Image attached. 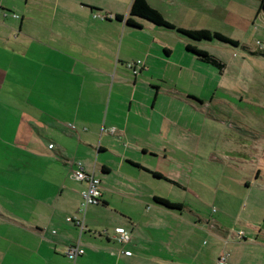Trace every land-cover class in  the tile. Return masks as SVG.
<instances>
[{
    "label": "crops",
    "instance_id": "obj_1",
    "mask_svg": "<svg viewBox=\"0 0 264 264\" xmlns=\"http://www.w3.org/2000/svg\"><path fill=\"white\" fill-rule=\"evenodd\" d=\"M98 1L53 0L50 9L54 12L52 27L43 32L40 23H35L39 20L37 12L40 10H30L27 3H20V0H0V144L12 137L21 151L18 155L32 159L26 165L25 158H20L21 167L0 168V264H184L167 258L168 250L179 249L172 242L183 240V233H174V230L185 221L175 215L181 214L184 204L174 202L181 204V208H168L155 202L157 205L150 212L140 209L137 217L134 209L138 198L115 193L118 187L132 183L130 181L141 184L139 179L123 171V161L128 166L147 169L134 152L140 148L141 152L151 156L161 153L159 149L155 151L153 147L141 145V126L136 121H129L131 111H139L140 101L136 99L138 82L130 81L127 63L136 61L137 55L142 57L145 66L139 74H133L137 78L142 71H152L155 58L161 61L162 68H169V62L153 53L158 54L159 48L163 47L167 57L171 50L165 45L156 48L154 40L138 53L130 54L128 49L132 48L135 38L133 30L144 25L133 17L140 25L133 27L115 16L121 15L125 19L131 0ZM4 9H17L20 17H2ZM156 9L165 18L163 11ZM26 11L27 14H23ZM58 15L59 21L56 20ZM123 39L127 44L121 54ZM186 61L192 69L199 68L194 60ZM180 69L185 70V67L180 66L177 73L174 67V74L182 76ZM160 75L163 78H156L158 82L153 84L154 100L161 92L175 95L162 87L165 76L163 72ZM120 91L126 92L125 98L129 96L130 101H135L133 105L128 102L127 109L114 105L110 111L113 93L117 101ZM142 107L146 105L142 103ZM113 126L114 131L110 132ZM113 143L119 145V151L113 149ZM129 145L135 149H129ZM109 151H117L116 160L112 161L107 155L100 156ZM72 157L81 162L85 171L93 172L99 178L98 172L103 177L102 180L99 178L100 202L88 205L83 215L81 191L85 183L70 176L74 166L70 167L66 161ZM42 159L61 163L60 171L41 168L39 161ZM150 171L168 177L157 169L150 168ZM115 172L119 176L118 185L111 182ZM130 185L128 191L135 194L138 186ZM115 196L128 198V208L115 206L112 202ZM167 212L173 218L172 225L167 221L160 236H149L146 230L157 227ZM75 219L82 220L81 232ZM212 224L220 229V236L229 237L230 232L222 228V224L216 220ZM110 226L112 229H108ZM116 229L125 230L130 241L121 246L115 239ZM257 231L264 234L261 227ZM245 236L243 233L242 240H246ZM153 239L161 245L156 254H151L146 246L152 244ZM238 240L235 235L231 242ZM75 243L84 252L73 260L64 254V249ZM233 246L226 253L229 264H253L259 260L264 264V255L258 259L253 257L260 250L252 249V255L247 258L243 251L246 245ZM239 247H242V254L237 256ZM221 253H215V260ZM147 255L151 258L144 257Z\"/></svg>",
    "mask_w": 264,
    "mask_h": 264
},
{
    "label": "rangeland",
    "instance_id": "obj_2",
    "mask_svg": "<svg viewBox=\"0 0 264 264\" xmlns=\"http://www.w3.org/2000/svg\"><path fill=\"white\" fill-rule=\"evenodd\" d=\"M24 2L30 10H40L37 12L39 20H35V23H40L41 31H50L49 27H52L53 23L51 19L54 18V12L50 11L53 8V0H20V3ZM147 2L155 8H160L165 18L176 27L207 28L221 33L234 42L217 39L193 40L174 29L164 27L157 29L144 19L135 17V20L141 22L144 27L133 30L135 38L131 43L132 48L128 49L130 54H133V51L138 53L145 44L151 45L154 40L153 45L156 48L165 45L171 52L166 57L161 47L158 54L153 53L162 61L169 62L167 69L162 68L161 61L155 58L152 71H142L141 76L137 78L130 69L128 70L130 81L138 82L136 99L140 101L137 106L139 111H131L129 121H136L141 126L139 140L142 141L141 145L153 147L155 151L159 149V152L167 156L161 153L159 156H151L150 153L141 152L139 148L134 154L140 164L149 169L131 167L123 161V171L139 179L141 184L137 185L135 181H130L132 183L128 182L118 187L120 191L117 189L111 191L115 190V193L124 197L138 198L137 208L134 209V215L137 217L140 216V209L150 212L157 205L153 196L184 204L181 214L178 215L177 212L175 215L185 221L178 230H174V233H183V240L172 242V245L179 249L168 250L169 260L174 258L184 264H214L217 262L216 252L228 253L231 246L239 243L241 246L246 245L243 251L246 252V256L248 255L247 258L252 255V249L260 250L258 254L253 255L258 259L264 255V234L257 231L259 227L264 229V11L260 7L261 2L260 0H147ZM4 12L5 16H11L13 13L20 17L17 9L13 11L4 9L2 17ZM23 14H27V11ZM56 20L59 21V15ZM125 44L127 40L123 39L121 54L124 52ZM187 44L207 50L220 59L224 67L221 69L217 65L197 60L194 58L195 55L186 51ZM156 48L153 50L157 51ZM118 49L119 46L115 55ZM136 57L144 62L140 55ZM187 59L194 60L199 68L192 69L188 66ZM180 66L185 67V70H179L182 76L176 75ZM161 72L165 76L162 87L175 92V95L161 92L154 100L153 84L158 82L156 78H163L160 77ZM125 97L126 92L120 91L116 101L113 93L109 110L112 111L114 105L122 110L127 109L128 102L133 105L135 100L130 101L129 96ZM142 103L146 107H142ZM107 104L108 97L106 106ZM114 128L111 127L109 131L111 129L114 131ZM12 140L14 139L10 137L5 144H0V157L3 158L0 160V168L21 167L19 159L22 157L25 158L26 165L32 162L27 156L18 155L21 151L18 144ZM112 146L113 149L119 147L115 143ZM128 147L131 150L135 149L132 145ZM116 154L117 151L115 153L109 151L100 156L107 155L113 161L116 160ZM39 162L40 167H46L47 170L60 171L62 167L61 163L52 162L50 159H42ZM150 168L157 169L168 177H155ZM97 175L102 180L100 173L97 172ZM111 177V182L118 185L117 173ZM129 184L138 186L136 196L134 192L128 191ZM112 202L118 208L127 209L129 199L115 196ZM167 213L162 215L163 219L156 225L157 227L146 230L149 236L150 234L152 237L160 236L167 221L170 226L172 225L173 218H170V212ZM213 220L218 221L224 226L222 228L230 232L228 238L219 235L220 229L211 225ZM108 229H112V226ZM238 232L245 233L246 240L237 237L240 239L239 242H231ZM122 244L124 243H121V246ZM181 245L184 247L181 248ZM146 246L151 250V254L161 250V245L155 239L152 244ZM238 251L237 256L242 254V247H239ZM144 257L151 258L150 255ZM261 261L255 262L262 264ZM226 262L229 264L228 256Z\"/></svg>",
    "mask_w": 264,
    "mask_h": 264
},
{
    "label": "trees",
    "instance_id": "obj_3",
    "mask_svg": "<svg viewBox=\"0 0 264 264\" xmlns=\"http://www.w3.org/2000/svg\"><path fill=\"white\" fill-rule=\"evenodd\" d=\"M261 2V8L264 11V0H260ZM133 17H138L144 20H147L157 26L168 28V29H174L178 33L193 39V40H211V39H217L223 42H234V40H229L225 36H223L221 33L217 31H210L209 29L202 28V29H185L181 27H176L173 24H171L169 21H167L162 13L156 9L155 7L148 4L146 0H131L130 8L128 16L123 19V16L116 15L115 18L118 20H125V23L127 25L137 27L139 28L140 25L133 20ZM186 50L193 55H195L198 59L219 66L221 69L224 67V63L218 59L213 54L208 53L205 50L199 49L193 45L187 44L185 46ZM105 168V167H103ZM105 171H108L107 168L104 169ZM153 173V172H152ZM156 177H161L158 173H153ZM167 179V178H166ZM153 199L155 202L160 203L161 205L168 207V208H181V204L174 203L169 201L166 198H162L159 196H153ZM100 202V200H99Z\"/></svg>",
    "mask_w": 264,
    "mask_h": 264
},
{
    "label": "built area",
    "instance_id": "obj_4",
    "mask_svg": "<svg viewBox=\"0 0 264 264\" xmlns=\"http://www.w3.org/2000/svg\"><path fill=\"white\" fill-rule=\"evenodd\" d=\"M3 15L5 16L6 13L4 12ZM11 16L18 17L16 14L13 13H11ZM143 67L144 62L140 59H137L134 62L127 63V68L130 69L134 75L138 74ZM110 131H113V129H111ZM66 162L67 164H69L70 167L74 166L73 169L71 168L70 176L73 179L83 181L85 183V188L81 191V211L84 213L88 205L99 203L101 197L100 180L94 175L93 172L85 171L80 161L67 159ZM68 220L72 219L68 218ZM74 221L79 227V231L81 232L83 229L82 220L80 221L78 219H75ZM52 232H54V230H52ZM115 234V239L120 243H127L131 239L130 235L123 229H116ZM242 235L243 232H238L237 237L242 238ZM83 252V248L80 247L78 243L69 244L64 249V254L73 260H75L78 255L83 254ZM226 256L227 254L222 252L217 260V264H226Z\"/></svg>",
    "mask_w": 264,
    "mask_h": 264
}]
</instances>
